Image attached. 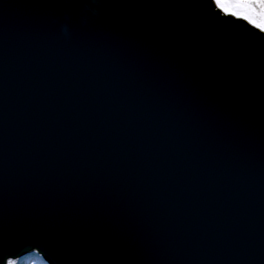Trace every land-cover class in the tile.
I'll return each mask as SVG.
<instances>
[{
    "label": "water",
    "instance_id": "95a60500",
    "mask_svg": "<svg viewBox=\"0 0 264 264\" xmlns=\"http://www.w3.org/2000/svg\"><path fill=\"white\" fill-rule=\"evenodd\" d=\"M264 264V33L212 0H0V264Z\"/></svg>",
    "mask_w": 264,
    "mask_h": 264
},
{
    "label": "snow or ice",
    "instance_id": "6c2138e0",
    "mask_svg": "<svg viewBox=\"0 0 264 264\" xmlns=\"http://www.w3.org/2000/svg\"><path fill=\"white\" fill-rule=\"evenodd\" d=\"M215 8L225 16L246 22L264 33V0H212ZM7 264H16L8 260Z\"/></svg>",
    "mask_w": 264,
    "mask_h": 264
},
{
    "label": "trees",
    "instance_id": "16d2710c",
    "mask_svg": "<svg viewBox=\"0 0 264 264\" xmlns=\"http://www.w3.org/2000/svg\"><path fill=\"white\" fill-rule=\"evenodd\" d=\"M14 261H16V264H47L40 255L33 253L14 259Z\"/></svg>",
    "mask_w": 264,
    "mask_h": 264
},
{
    "label": "bare ground",
    "instance_id": "6f19581e",
    "mask_svg": "<svg viewBox=\"0 0 264 264\" xmlns=\"http://www.w3.org/2000/svg\"><path fill=\"white\" fill-rule=\"evenodd\" d=\"M31 254H32V253H31ZM33 254H37V253L34 252ZM19 258H20V257H19Z\"/></svg>",
    "mask_w": 264,
    "mask_h": 264
}]
</instances>
